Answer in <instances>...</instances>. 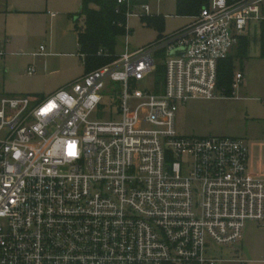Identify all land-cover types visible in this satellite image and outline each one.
<instances>
[{
    "label": "built area",
    "instance_id": "built-area-1",
    "mask_svg": "<svg viewBox=\"0 0 264 264\" xmlns=\"http://www.w3.org/2000/svg\"><path fill=\"white\" fill-rule=\"evenodd\" d=\"M262 22L264 0H211L189 26L36 103L0 94V264H219L208 241L235 246L248 222L264 227V179L248 175L247 145L176 129L180 106L225 95L220 62ZM44 55L41 45L33 57ZM243 83L238 72L232 98ZM107 98L111 120H90Z\"/></svg>",
    "mask_w": 264,
    "mask_h": 264
},
{
    "label": "rangeland",
    "instance_id": "rangeland-1",
    "mask_svg": "<svg viewBox=\"0 0 264 264\" xmlns=\"http://www.w3.org/2000/svg\"><path fill=\"white\" fill-rule=\"evenodd\" d=\"M81 4L82 0H0V38L7 36L5 39L10 41L8 55L0 59V94L29 97L36 103L41 94L85 73L76 54L77 37L73 32V20L80 13ZM143 5L149 6L148 13ZM133 13L139 16L128 17L127 33L116 48L118 56L126 49L137 51L160 40L159 31L146 26L141 15L162 16L163 35L190 24L189 19L175 15L176 0H145L134 7ZM84 21L82 16L78 25L83 26ZM255 31L259 32L258 27ZM41 45L52 53L46 62L33 57ZM259 62L252 59L247 65L249 84L245 88L241 85L234 98L218 92L215 100H195L180 106L176 117L177 132L182 137L242 140L249 150L248 175L253 179H264V66ZM31 69H35L33 76L28 75ZM156 78L164 84L165 77ZM117 86L108 83L110 90ZM104 95L113 97L107 90ZM110 104L107 98L90 120H111ZM117 110L118 106L114 115ZM114 120H119L118 114ZM207 257L222 261L219 264H264V227L248 222L242 240L235 246L220 247L208 241Z\"/></svg>",
    "mask_w": 264,
    "mask_h": 264
},
{
    "label": "trees",
    "instance_id": "trees-1",
    "mask_svg": "<svg viewBox=\"0 0 264 264\" xmlns=\"http://www.w3.org/2000/svg\"><path fill=\"white\" fill-rule=\"evenodd\" d=\"M145 0H130L119 3V0H82L81 10L73 20V32L77 37L78 54L84 65L85 73L113 63L117 58L116 48L119 40L127 33L128 14L134 7L141 6ZM211 0H176V16L196 18L210 4ZM145 6V5H143ZM84 17V25L78 22ZM147 26H153L159 32L158 39L163 37L164 18L162 16H142ZM264 43V22L261 24ZM248 40H240L237 57H248ZM264 58V52L262 53ZM157 77L164 79V68L159 67ZM234 79V61L232 58L220 62L218 69V89L226 96H232ZM160 81V80H159ZM161 82V81H160Z\"/></svg>",
    "mask_w": 264,
    "mask_h": 264
},
{
    "label": "crops",
    "instance_id": "crops-1",
    "mask_svg": "<svg viewBox=\"0 0 264 264\" xmlns=\"http://www.w3.org/2000/svg\"><path fill=\"white\" fill-rule=\"evenodd\" d=\"M231 1H236V0H231ZM211 2V1H210ZM10 13V12H9ZM147 16V15H146ZM183 18H187V19H189L190 20V24H192L193 22H194V20H195V18H188V17H183ZM189 24V25H190ZM261 24L262 23H251L250 25H249V27H248V29H247V31L242 35V36H240V38H239V41H238V44L233 48V50H232V52H231V54L229 55V57L228 58H232L233 59V61H234V78H235V76H236V74L238 73V72H242L243 74H244V83H243V87L245 88V87H247L248 86V84H249V75H248V69H247V65L250 63V61L252 60V59H255V60H258V61H260L259 63V65H261L262 67L264 66V58L262 57V53L264 52V43H263V40H262V31H261ZM146 25V24H145ZM189 25H187V26H189ZM147 26V25H146ZM187 26H185V27H187ZM185 27H183V28H185ZM256 27H258V31L259 32H256L255 31V28ZM165 28V27H164ZM183 28H181V29H183ZM181 29H179V30H181ZM179 30H177V31H179ZM177 31H175V32H177ZM175 32H173V33H175ZM172 33V34H173ZM164 34V33H163ZM170 35V34H169ZM166 36H168V35H163V37H166ZM162 37V38H163ZM5 38H7V36H4L3 37V39H5ZM248 40V57L247 58H245V59H241V58H238L237 57V54H238V47H239V43H240V40ZM5 40H7V39H5ZM10 41L8 40V43H9ZM7 43V44H8ZM46 47V46H45ZM77 47H78V44H77ZM255 48V54L253 53V49ZM6 49H7V45H6ZM76 54H78V51H77V53ZM70 56H73V54H69ZM51 56H52V53H48V50H47V47H46V55H44V56H39V57H36V58H44L45 60H44V62H46V61H48L50 58H51ZM77 56H79V55H77ZM81 58V57H80ZM227 58V59H228ZM86 73H84L82 76H84ZM82 76H80V77H77V78H75V79H71L70 81H67V83H64L62 86H60V87H58V88H54L53 90H50L49 92H47V93H43V94H41L40 96H41V98H44V97H48V96H50V95H52L53 93H55L56 91H58L59 89H61V88H63V87H65V86H67L68 84H70L71 82H73V81H75V80H77V79H79V78H81ZM234 80V79H233ZM195 101V100H194ZM177 129V128H176Z\"/></svg>",
    "mask_w": 264,
    "mask_h": 264
},
{
    "label": "clouds",
    "instance_id": "clouds-1",
    "mask_svg": "<svg viewBox=\"0 0 264 264\" xmlns=\"http://www.w3.org/2000/svg\"><path fill=\"white\" fill-rule=\"evenodd\" d=\"M61 102L67 103V100L63 95L59 97ZM58 107V104L56 102H50L47 106L41 108L38 112L35 113V115L38 116H46L49 113H51L54 109ZM19 155V153H17ZM66 155L70 158H77L79 155L78 152V142L72 141L68 142L66 146Z\"/></svg>",
    "mask_w": 264,
    "mask_h": 264
},
{
    "label": "water",
    "instance_id": "water-1",
    "mask_svg": "<svg viewBox=\"0 0 264 264\" xmlns=\"http://www.w3.org/2000/svg\"><path fill=\"white\" fill-rule=\"evenodd\" d=\"M174 54V53H173Z\"/></svg>",
    "mask_w": 264,
    "mask_h": 264
}]
</instances>
